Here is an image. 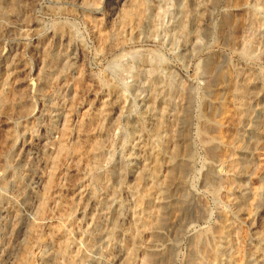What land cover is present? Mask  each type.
I'll return each mask as SVG.
<instances>
[{"label":"rangeland","instance_id":"rangeland-1","mask_svg":"<svg viewBox=\"0 0 264 264\" xmlns=\"http://www.w3.org/2000/svg\"><path fill=\"white\" fill-rule=\"evenodd\" d=\"M135 1L0 0V264H264V0Z\"/></svg>","mask_w":264,"mask_h":264},{"label":"bare ground","instance_id":"bare-ground-1","mask_svg":"<svg viewBox=\"0 0 264 264\" xmlns=\"http://www.w3.org/2000/svg\"><path fill=\"white\" fill-rule=\"evenodd\" d=\"M135 1V0H134ZM136 2V1H135ZM140 2V1H139ZM166 2V1H165ZM137 3H138V0H137ZM165 3H163V5H164ZM135 5V4H134ZM160 5V4H159ZM158 5V9H156V12H154L153 14H155L153 17H154V21H156L157 22V24L159 25V27H162V26H164V25H162L163 24V21L165 20V16H167L168 14H169V12L171 13V11H170V6H169V3L168 4H166V6L164 5V6H159ZM135 7V6H134ZM139 8V7H138ZM137 9V8H136ZM135 9V10H136ZM140 9H138V11H139ZM131 12L133 11V10H130ZM137 11V10H136ZM126 13H128V11L126 12ZM125 13V14H126ZM130 13V12H129ZM142 13V12H141ZM139 14V13H138ZM137 14V15H138ZM133 15L134 14H132V17H133ZM125 16V15H124ZM130 16V17H129ZM131 18V15H127L126 14V16H125V19L126 18ZM128 18V19H129ZM127 19V20H128ZM156 19V20H155ZM153 20V19H152ZM166 24V23H165ZM156 25V24H155ZM157 25V26H158ZM153 28H155V26H153ZM166 29V28H165ZM164 28H163V30H165ZM156 30H158V28H156ZM161 30H162V28H161ZM152 31H154V30H152ZM154 32H156V31H154ZM164 32H166V31H164ZM157 33V32H156ZM153 34H155V33H153ZM111 48V47H110ZM115 48V47H114ZM153 57V56H152ZM144 57L143 56H141V55H137V56H133L132 57V59L131 60H129L126 64H124L123 65V70H125V72H127V74L130 76V74L133 72L134 74L136 73L135 71V67L136 66H133V65H141L142 64V62L144 61ZM156 59V58H155ZM159 59V58H158ZM158 59H156L155 60V65H156V67H158L159 66V64L158 63H160L161 61H159ZM158 60V61H157ZM150 61V60H149ZM150 63V62H149ZM160 64H162V63H160ZM151 65V64H150ZM166 65V64H165ZM140 67V66H139ZM156 67H154V68H152V69H149L148 70V73L146 74V77L145 78H150V75H152V74H154V72H155V68ZM197 67V66H196ZM151 68V67H150ZM158 70V69H157ZM124 72V73H125ZM138 72V71H137ZM143 72H145V70L143 71ZM123 74V73H122ZM126 74V73H125ZM138 74V73H137ZM136 75V74H135ZM134 75V76H135ZM141 74L139 73V76H140ZM136 76H138V75H136ZM138 76V77H139ZM131 77V76H130ZM142 77V76H141ZM141 77H139L140 79L139 80H141ZM133 78V77H132ZM149 80V79H148ZM153 80H157V77L155 76V77H153ZM123 81V80H122ZM125 81V80H124ZM113 82V81H112ZM145 83H146V81H144ZM149 82V81H148ZM158 82H160V81H158ZM141 83V82H140ZM139 83V84H140ZM144 83V84H145ZM122 84V83H121ZM138 84V83H137ZM136 84V85H137ZM148 84V83H147ZM146 84V85H147ZM123 87H124V89L125 90H129V91H131L132 89H137V86H139V85H137L136 87H135V85H134V87L133 86H131V84H128V82H124L123 84ZM122 85H120L121 87L120 88H123L122 87ZM141 85V84H140ZM146 85H144L145 86V88L147 87ZM117 89V85H114V87H113V89L111 90V93L112 94H117L116 93V91L117 92H119L118 90H116ZM147 89V88H146ZM121 90V89H120ZM123 90V89H122ZM137 90H139V92L141 91L142 92V90H143V87H142V85L141 86H139V89H137ZM134 91V90H133ZM136 92H138V91H136ZM132 93V92H131ZM119 94V93H118ZM205 116V115H204ZM107 126V125H106ZM110 127H108L107 128V130L109 129ZM105 129H106V127H105ZM172 130V129H171ZM170 130V131H171ZM217 130V129H216ZM123 136V135H122ZM121 136V137H122ZM124 137V136H123ZM100 138V137H99ZM121 139H123V138H121ZM105 140V139H104ZM104 140H102L101 138H100V140H97V138H96V140H91L90 141V143H89V146H90V154H91V156L93 155V152L94 151H98V153L97 154H95V152H94V156L96 157L95 158V161H97L98 163H99V165H100V163H102L101 161H103L104 159H103V154H102V152L100 151L99 152V150L101 149V148H103V145L105 144L104 143ZM121 143V142H120ZM168 143H169V141H168ZM112 144V143H111ZM63 146V145H62ZM105 146V145H104ZM113 145H111V147H112ZM173 147V146H172ZM62 147H60V149H61ZM219 150V149H218ZM222 154V153H221ZM113 155H114V151H113V153H111L109 156L112 158L113 157ZM59 156V155H58ZM90 157V156H89ZM109 157V158H110ZM58 159H59V157H57ZM110 158V159H111ZM58 159H57V161H58ZM98 166V165H97ZM102 178H103V176H102ZM102 178L100 177V175L98 176L97 175V177L96 178H94V182L95 183H97L98 185L100 184V182H101V180H102ZM111 178H113V177H111ZM111 178H110V180H111ZM117 180V179H116ZM50 181L51 180H49V184H50ZM53 181V180H52ZM103 182V181H102ZM107 188V187H106ZM111 190V189H110ZM113 190H115V189H113ZM112 192V191H111ZM115 192V191H114ZM45 193V192H44ZM113 194V193H112ZM163 221V220H162ZM152 222V221H151ZM160 224V223H159ZM190 238H192V237H190ZM194 239H196V237H194ZM198 239V238H197ZM200 240V239H199ZM198 240V241H199ZM202 240V239H201ZM203 242V241H202ZM195 243H196V240H195ZM89 245V244H88ZM87 245V246H88ZM67 249V248H66ZM65 250V249H64ZM63 251V250H62ZM65 252V251H64ZM153 254V253H152ZM21 257H23V256H21ZM24 258L25 257H23L22 259H23V261H24ZM81 260V259H80ZM150 260H151V258L147 255V257H144L143 258V262H142V264H146V262H150ZM80 262V261H79ZM80 264V263H79ZM150 264V263H149Z\"/></svg>","mask_w":264,"mask_h":264}]
</instances>
